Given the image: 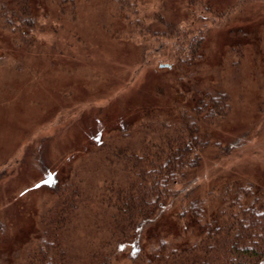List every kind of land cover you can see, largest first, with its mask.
<instances>
[{"label": "rangeland", "instance_id": "rangeland-1", "mask_svg": "<svg viewBox=\"0 0 264 264\" xmlns=\"http://www.w3.org/2000/svg\"><path fill=\"white\" fill-rule=\"evenodd\" d=\"M74 2L63 23H55L56 13L34 11L36 25L26 36L34 42L20 52L3 55V46L13 41L0 38V171L6 169L0 221L6 223L1 233L7 238L0 239L1 248L13 251L27 239L34 216L46 206L49 184L68 176L53 153L81 149L89 153L66 155L69 181L85 201L76 208L77 234L71 238L76 248L96 247L107 236L106 222L98 217L104 207L100 197L110 196L127 179L123 152L165 144L196 92L205 89L226 92L231 109L208 128L214 153L176 188L185 189L182 196L192 188L190 195L198 194L199 188L207 218L221 213L226 188L230 197L239 189L264 190V0H202L196 6L210 9L208 15L201 11L202 56L192 68L181 65L175 71L160 65L172 66L176 54L188 60L187 42L199 35L185 22L189 0H125L123 6L108 0ZM217 11L224 15L214 18ZM155 18L165 24L184 20L183 35L153 36L152 25L160 21ZM148 110L155 112L140 121ZM107 125L120 130L94 149L89 142ZM38 151L47 170L36 160ZM163 219L159 224L167 226ZM95 222L102 230L94 235ZM170 225L168 233L176 232Z\"/></svg>", "mask_w": 264, "mask_h": 264}, {"label": "trees", "instance_id": "trees-1", "mask_svg": "<svg viewBox=\"0 0 264 264\" xmlns=\"http://www.w3.org/2000/svg\"><path fill=\"white\" fill-rule=\"evenodd\" d=\"M74 1L0 0V38L9 37L13 41L12 46H3L6 50L3 55L10 50L20 52L24 45L34 42L31 36L28 37L30 40L26 39L27 33L36 25L34 11L42 9L47 15L56 13L55 23H63L66 11L74 7ZM108 1L116 2L119 6L125 3V0ZM201 1L189 0L187 5L189 11L185 22L189 21V25H194L195 30L199 31V35H194L187 42L189 59L181 61L176 54V63L162 67L174 71L181 65L192 68L193 60L202 56L200 35L206 25L200 26L205 23L201 11L208 15L210 9L196 6ZM195 8L198 10L194 11ZM223 15L224 12L217 11L214 18ZM156 20L160 21L152 25L153 36L173 39L174 36L183 35L180 27L184 20L173 24H165L162 18ZM14 43L21 48L15 47ZM26 58L25 55L24 61ZM195 97L194 104L182 112L175 123V135L169 137L165 144L152 148L144 145L123 152L127 179L125 183L118 184L110 196L105 199L104 196L100 197L101 206L104 207L98 217L106 222L107 236L99 240L96 247L76 248L71 238L77 234L75 225L79 215L76 208L83 199L77 187L69 181L71 168L66 167V155L76 153L81 156L87 150L72 153L55 151L53 154L59 157L63 165L62 173L66 170L64 173L68 176H61L49 184L46 206L34 216L33 229L27 233V239L17 242L13 251L1 248L0 244V264H264V190L251 187L239 189L237 196L230 197L231 190L226 188L222 194L224 199L219 201L221 213L207 218L199 188L198 194L190 195L192 188L188 195L186 192L183 196L185 189L176 188L186 182V177L191 176L189 180L193 178V170L203 157L214 153L208 145V128L223 119L231 109L229 95L224 91L205 89L196 92ZM154 112L148 110L138 119L141 121ZM127 125L121 129L124 131L133 124ZM114 130L119 131L120 128L111 130L107 125L98 129L97 138L89 145L94 149L95 145L104 146ZM81 145H84L83 142ZM41 156L39 153L36 160L47 170ZM5 175L6 169L1 170L0 180ZM179 205L180 209L177 207ZM162 218L168 223L167 226L159 224ZM170 222L176 232L168 233ZM5 225L0 221V239L4 241L7 238L1 230ZM99 227L95 222L94 235L102 230ZM88 234L91 235L90 232Z\"/></svg>", "mask_w": 264, "mask_h": 264}, {"label": "snow or ice", "instance_id": "snow-or-ice-1", "mask_svg": "<svg viewBox=\"0 0 264 264\" xmlns=\"http://www.w3.org/2000/svg\"><path fill=\"white\" fill-rule=\"evenodd\" d=\"M46 183H50L51 181L49 180V181H45Z\"/></svg>", "mask_w": 264, "mask_h": 264}, {"label": "water", "instance_id": "water-1", "mask_svg": "<svg viewBox=\"0 0 264 264\" xmlns=\"http://www.w3.org/2000/svg\"><path fill=\"white\" fill-rule=\"evenodd\" d=\"M162 66H166V65H160V67H162Z\"/></svg>", "mask_w": 264, "mask_h": 264}]
</instances>
